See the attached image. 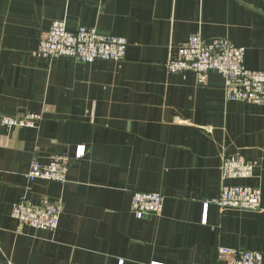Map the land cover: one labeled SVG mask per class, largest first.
Listing matches in <instances>:
<instances>
[{"label": "crops", "instance_id": "1", "mask_svg": "<svg viewBox=\"0 0 264 264\" xmlns=\"http://www.w3.org/2000/svg\"><path fill=\"white\" fill-rule=\"evenodd\" d=\"M54 20L126 37L125 59L35 54ZM194 33L228 38L264 70V0H0V264H226L221 247L264 264V105L227 101L215 71L206 83L169 72ZM27 112L42 114L38 127L2 126ZM237 154L257 167L229 183L260 187V209L206 207ZM60 155L66 182L26 178L34 158ZM136 191L164 195L162 213L137 218ZM23 195L62 201L57 230L18 227Z\"/></svg>", "mask_w": 264, "mask_h": 264}, {"label": "built area", "instance_id": "2", "mask_svg": "<svg viewBox=\"0 0 264 264\" xmlns=\"http://www.w3.org/2000/svg\"><path fill=\"white\" fill-rule=\"evenodd\" d=\"M128 40L124 36L103 34L95 27L81 26L72 31L64 20H54L42 36L35 54L48 60L71 57L80 62L96 60L122 61L126 57ZM246 49L237 46L228 38H216L205 42L199 33H194L178 48L167 67L170 73L186 74L193 72L199 83H206L209 74L219 73L224 79L227 101H242L264 105V70L248 68L245 64ZM40 113L27 112L15 116L4 115L2 126L36 128L42 121ZM84 148L76 155L80 158ZM71 158L66 155L53 157L48 164L32 160L30 170L25 174L30 181L43 179L66 182ZM257 162L237 155H224L221 165L223 180L217 198L206 202V207L216 204L220 208L234 207L257 210L262 203L260 187L229 183L230 180L247 179L254 176ZM165 197L158 192L136 191L131 208L137 218L147 214L160 215ZM63 213L61 200L42 198L39 202L26 195L13 204L11 216L20 229L29 226L35 229L55 231L59 227ZM219 257L226 264H263V254L258 250L219 248Z\"/></svg>", "mask_w": 264, "mask_h": 264}]
</instances>
